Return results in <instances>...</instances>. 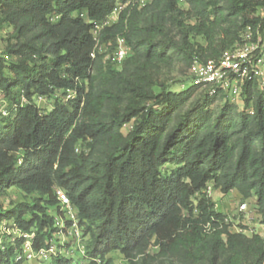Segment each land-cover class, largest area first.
I'll return each mask as SVG.
<instances>
[{
  "label": "trees",
  "instance_id": "obj_1",
  "mask_svg": "<svg viewBox=\"0 0 264 264\" xmlns=\"http://www.w3.org/2000/svg\"><path fill=\"white\" fill-rule=\"evenodd\" d=\"M180 1L0 0L1 23L16 31L0 57L9 112L0 119V199L12 188L33 197L0 210V224L33 235L35 251L49 249L65 192L85 254L55 264H114L115 252L128 264H264V238L233 232L208 192L212 184L254 199L264 224V85L246 82L240 111L231 102L215 109L221 88L193 81L174 92L156 81L178 60L188 70L217 61L248 28L256 38L264 0H185L196 23L177 20L175 40L166 21ZM199 37L206 46L191 42ZM120 38L128 57L106 60ZM39 98L55 100L50 112ZM24 241L0 249V264H23Z\"/></svg>",
  "mask_w": 264,
  "mask_h": 264
},
{
  "label": "rangeland",
  "instance_id": "obj_2",
  "mask_svg": "<svg viewBox=\"0 0 264 264\" xmlns=\"http://www.w3.org/2000/svg\"><path fill=\"white\" fill-rule=\"evenodd\" d=\"M153 0H141V5H145L146 3H151ZM178 9L180 12H175L173 17H176L175 22L169 17L166 21V28L170 35L175 40H179L181 38V31L182 26L179 24L178 21H182L186 25H193L196 23L194 18V11L192 10L191 6L185 1L181 0L178 3ZM171 16V14L169 15ZM256 16L261 17L264 19V9H260ZM2 14L0 11V57L7 58V49L10 44H15L16 36L15 29L7 23H1ZM117 19V15L115 14L112 16L107 23L108 26H111ZM259 37L264 40V26L259 33ZM192 43H201L202 45L206 46V41L204 38H191ZM107 49L105 47L102 48L100 53L106 52ZM114 55H107L106 60L113 59L114 62ZM117 63V62H116ZM7 67V66H6ZM156 81L158 85L164 84L167 86L168 90L174 92H181L187 87H190L193 82V76L188 70L187 65L178 60L173 67L170 68H163L159 74L156 75ZM160 88H156V91L159 92ZM72 96H74L72 94ZM200 96V93H197L192 99L191 102L196 100ZM227 102H231L238 107L240 111L245 108V103L243 101V96L240 95L239 98L232 99L230 94L225 92L224 98H219L214 107L215 109H220L223 107ZM35 104L43 111V112H50L54 107L55 100L54 99H37ZM7 101L5 98L4 93L0 91V107H6ZM132 129V124L126 125L124 128V133L127 134ZM83 146V145H82ZM84 148V146L82 147ZM210 196L214 199L217 206L216 209L218 212L225 213L231 224H232V231L238 232V229H243V234L250 237L253 234H259L264 238V224L261 222V218L258 215V207L254 199H250L246 203L248 204L249 208L247 212H239V207L244 203L238 194L237 191H232L231 193L224 195L221 193L220 190L216 189L212 184L208 190ZM33 201V197L26 196L24 193L19 191L16 188H12L8 190L6 195L1 197L0 199V210L7 212L13 209L15 206H19L22 204H30ZM48 213L54 214L55 211L52 209L48 210ZM56 223L59 224V231L54 234V239L52 241V245L55 248V254H53L49 259L45 260H34V261H25L23 264H55L56 258L58 257H66L75 260L76 262H80L83 260L84 255L82 251L78 247L76 241L72 240L71 236V229L67 226L66 220H68V215L65 218L61 216H56ZM19 236V230L14 226L12 221L3 220L0 224V240L3 246H7L10 244H14L16 238ZM108 258L112 259L114 264H128L125 257L120 254L119 252L112 253L108 256Z\"/></svg>",
  "mask_w": 264,
  "mask_h": 264
},
{
  "label": "built area",
  "instance_id": "obj_3",
  "mask_svg": "<svg viewBox=\"0 0 264 264\" xmlns=\"http://www.w3.org/2000/svg\"><path fill=\"white\" fill-rule=\"evenodd\" d=\"M260 31H257L255 38L251 28H248L244 34L242 44L225 51L217 61H209L207 63L194 62L190 68L194 83H203L221 88L229 93L232 99L239 98L242 95L243 87L249 80H258L261 85H264V40L259 37ZM117 44L114 60L117 63H122L128 57L130 51L124 39H118ZM8 116L9 112L6 107H0V119ZM57 197L62 210L65 212V216L68 215V220L72 222L69 227L71 229V238L77 242L84 255L85 252L81 246L82 232L79 228L77 213L65 192L58 190ZM248 208V204L243 203L239 207V212H247ZM227 222L231 223L229 218ZM243 231V229H238L237 233H243ZM18 237H22L25 240L22 247V255L18 258V261L21 259L28 262L37 259L45 260L55 254L53 245L49 249L35 251L32 244L33 235L19 232ZM0 249L5 250L1 240Z\"/></svg>",
  "mask_w": 264,
  "mask_h": 264
}]
</instances>
